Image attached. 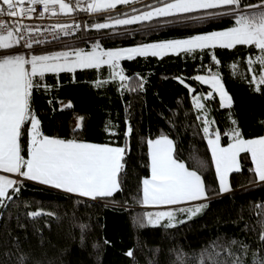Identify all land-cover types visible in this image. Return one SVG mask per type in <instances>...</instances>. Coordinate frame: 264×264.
I'll return each mask as SVG.
<instances>
[{"label": "trees", "instance_id": "1", "mask_svg": "<svg viewBox=\"0 0 264 264\" xmlns=\"http://www.w3.org/2000/svg\"><path fill=\"white\" fill-rule=\"evenodd\" d=\"M172 1L153 0L92 15L88 5L94 0H64L72 9L68 16L81 19L78 42L33 53L89 50L91 43L115 50L227 31L236 26L241 12L224 6L95 28ZM241 2L257 5L264 0ZM260 55L254 46H217L122 60L124 80L108 67L34 77V84L41 86L31 91L30 110L41 132L66 141L126 147L124 169L119 190L95 201L18 181V192L13 189L4 202L0 198V264H264V182L259 183L252 157L245 152L240 155L241 170L230 175L231 193L224 195L204 132L207 126L210 136L218 132L223 146H229L237 130L245 140L264 137V84H258L264 65L256 62ZM201 75L220 78L230 105L195 79ZM195 98L200 109L194 106ZM62 101L71 107L62 109ZM76 116L83 117L82 126L72 130ZM21 131L27 159L31 124L26 122ZM162 137L173 142L174 157L201 176L208 201L194 215L186 210L196 205L175 209L174 219L153 226L140 209L142 181L151 175L147 141ZM37 212L40 215L34 216Z\"/></svg>", "mask_w": 264, "mask_h": 264}, {"label": "snow or ice", "instance_id": "2", "mask_svg": "<svg viewBox=\"0 0 264 264\" xmlns=\"http://www.w3.org/2000/svg\"><path fill=\"white\" fill-rule=\"evenodd\" d=\"M129 0H115V2H96L89 4L92 11L115 7V3H128ZM43 4L48 11L50 5L58 4L61 11H71V7L64 0H0V15L9 17H24L35 11L25 4ZM223 6L231 7L232 11L243 7L260 8L261 11L251 14H238L236 26L227 31H215L210 34L194 35L185 39H174L160 43L147 44L141 47L121 49L117 51L91 53L77 52L76 60L68 62V53L55 55H33L30 60L24 55H5L0 59V170L15 173L27 180L62 189L68 193L80 196L96 197L111 196L119 190V176L124 169L126 147H111L75 140L50 138L44 135L39 127L40 121L30 110L31 91L34 87L33 78L43 77L46 72L59 73L74 72L77 68H98L101 64H109L115 68L120 59H133L135 56L163 57L169 53L193 52L197 49L234 48L237 45L254 46L260 49L261 55L256 62L264 65V3L258 5H242L241 0H173L162 7L144 13L131 19L118 20L117 24H131L137 20H150L153 17H167L179 13H193L201 9H217ZM203 19V17H192ZM21 27H23L21 25ZM97 28L109 27L107 24H97ZM0 28H8L6 22L0 21ZM18 29H10L6 35H0V49H11L19 43L16 37ZM31 47V44L27 45ZM106 57L107 59H104ZM64 63H59L61 59ZM215 59V57H213ZM219 63V61H216ZM252 63L251 58L249 64ZM31 65L30 71L25 67ZM121 80L125 77L117 73ZM195 79L204 83L211 82L220 93L225 106L230 105L231 97L227 96L220 79L213 76L211 81L202 76ZM256 79V77H253ZM181 83L183 81L181 80ZM258 84H264V75L258 79ZM259 91V87H257ZM197 100V107H202ZM71 107V105H67ZM82 126L83 117L79 118ZM26 122L31 124L30 145L25 158L22 155L21 135ZM209 129L205 127L204 132ZM132 128H127V135H131ZM236 140L226 148L219 146V133L215 140H209L212 154L215 158L216 171L219 175L222 191H228V173L239 170L237 157L241 152L251 153L255 162V172L259 180L264 181V138L245 140L239 131L232 133ZM151 152V175L142 181V202L145 205H175L185 201L206 198L204 182L195 170H190L185 163L178 161L174 153V145L167 137L148 140ZM18 181L0 176V198L8 197L9 189L19 191ZM19 183H22L20 181ZM206 205L186 211L198 213ZM182 211H185L182 209ZM40 215L39 212L33 213ZM148 213V222L158 224L162 219H174L173 212ZM171 226V225H169ZM264 238V237H262ZM233 243H236L233 241ZM127 255L131 256L129 251ZM23 259V258H22ZM203 264V262H201Z\"/></svg>", "mask_w": 264, "mask_h": 264}, {"label": "built area", "instance_id": "3", "mask_svg": "<svg viewBox=\"0 0 264 264\" xmlns=\"http://www.w3.org/2000/svg\"><path fill=\"white\" fill-rule=\"evenodd\" d=\"M25 7H33L35 11L22 18L0 15V21L8 25V28H0V35H6L10 29H18L16 37L25 53L64 47L78 42L76 37L81 30L79 17L64 14L58 4L50 5L48 11H45L44 5L39 3L25 4ZM251 10L261 11L262 9L254 7ZM28 44H31V47H28Z\"/></svg>", "mask_w": 264, "mask_h": 264}, {"label": "rangeland", "instance_id": "4", "mask_svg": "<svg viewBox=\"0 0 264 264\" xmlns=\"http://www.w3.org/2000/svg\"><path fill=\"white\" fill-rule=\"evenodd\" d=\"M173 2V1H172ZM163 5H161V6H158V7H162ZM158 7H156V8H158ZM155 9V8H154ZM154 9H152V10H154ZM152 10H150V11H152ZM203 9H201V10H198V11H202ZM209 10V9H208ZM198 11H196V12H198ZM68 12L69 11H63V13L64 14H68ZM255 13V12H258V11H252L251 10V8H247V9H245V10H242L241 12H238V14H249V13ZM179 14H185V13H179ZM179 14H176V15H179ZM143 14H141V15H136V16H131V17H129V18H127V19H131V18H133V17H138V16H142ZM173 16H175V15H173ZM167 17H169V16H167ZM158 18H163V17H153L152 19H150V20H153V19H158ZM123 20H125V19H123ZM150 20H137L136 22H134V23H131V24H135V23H140V22H143V21H150ZM107 25H111V26H109V27H112L114 24H117V23H106ZM118 25V24H117ZM109 27H106V28H109ZM96 29H99V30H101V29H106V28H97V27H95ZM137 47H141V46H137ZM130 48H135V47H130ZM123 49H129V48H123ZM96 51V52H106V51H117V50H121V49H115V50H106V49H103L98 43H91V48L89 49V50H86V49H83V48H66V49H59V50H47V51H44V52H40V53H33L34 51H32V52H29V53H26V54H23L24 55V57H25V59H28V60H30L31 59V57L33 56V55H55V54H58V53H68L69 54V56L67 57V60H68V62H73V61H75L76 60V53L77 52H82V53H91V52H93V51ZM169 54H172V53H169ZM174 54V53H173ZM135 57H138V56H135ZM134 57V58H135ZM104 59H107L106 57H104ZM125 59H127V58H124V59H120V60H118V61H116V67L115 68H113L111 65H109V64H101L100 65V67H98L99 69L100 68H103V67H108L110 70H111V72H113L115 75H117V73H122V71H121V68H120V62L122 61V60H125ZM59 63H64L65 61H64V59L62 58L60 61H58ZM29 71H30V69H31V65L29 64L28 65V68H27ZM78 69H81V68H77L76 70H78ZM63 72V71H62ZM50 73H53V72H46L45 74H50ZM60 73V72H59ZM123 75V74H122ZM118 77H120L119 75H117ZM202 77H205L206 79H208L209 81H211V79H212V77L213 76H203V75H201ZM220 79V78H219ZM203 85H206V86H209L211 89H212V91L213 92H215V93H217L218 94V96L220 97V99H221V96H220V93L216 90V88H214L213 87V84L211 83V82H209V83H204V82H202L201 80H199ZM220 82L222 83V81L220 80ZM223 85V84H222ZM223 88H224V86H223ZM224 90H225V88H224ZM213 92H210L208 95H207V98H210L212 95H213ZM225 92H226V90H225ZM227 96H228V94H227ZM221 102H222V104L223 105H225V102L224 101H222V99H221ZM62 103V108L64 109V108H66V107H68L67 105L69 104L68 102H61ZM200 103V102H199ZM231 103V102H230ZM194 106H195V108H197V109H200L201 107H197V100H196V98L194 99ZM79 118H81L80 116H76L75 117V119L73 120V124H72V128H73V130H76V129H79L80 127H78V124H80L81 122H80V119ZM207 128L209 129V126H207ZM216 133L217 132H215L214 133V136H210V133H209V131L207 132V143H208V146H209V149H210V151H211V154H212V146L209 144V140H215L216 139ZM30 134H31V131H30ZM31 136V135H30ZM240 138V137H239ZM264 138V137H263ZM169 139V138H168ZM170 140V139H169ZM235 140H236V137H234V138H232V142L229 144V145H231V144H233L234 142H235ZM219 146L221 147V148H226V147H228V146H223L222 144H221V142H220V139H219ZM150 152H151V149L149 150V160H150V165H151V156H150ZM243 153H245V152H241V153H239V155H238V157H237V161H238V165H239V170L238 171H240L241 170V162H240V155L241 154H243ZM249 153V152H248ZM250 155H251V153H250ZM212 157H213V154H212ZM213 161H214V165H215V170H216V163H215V158L213 157ZM253 161V160H252ZM254 164V163H253ZM256 167V165L254 166V168ZM150 169H151V167H150ZM233 172H237V170H233V171H231V172H229L228 173V177H227V182H228V185H229V189L231 188V183H230V175H231V173H233ZM216 173H217V171H216ZM14 174L15 173H6V172H4L3 170H0V176H5V177H7V178H10V179H13V180H16V178H17V176H14ZM257 174V173H256ZM19 176V175H18ZM217 177H218V181H219V185H220V180H219V175H218V173H217ZM21 178V177H20ZM23 180V179H22ZM220 190H222L221 189V186H220ZM116 192V191H115ZM114 192V193H115ZM113 193V194H114ZM66 194H70V195H72V196H75V197H78V198H81V199H85V200H89V199H91V197H84V196H80L79 194H77V193H68V192H66ZM112 194V195H113ZM104 197H109V196H104ZM96 198H103V197H100V196H98V197H96ZM95 198V199H96ZM2 199H4V198H2ZM204 199V198H203ZM203 199H200V200H193V201H185V202H182V203H179V204H175V205H145V204H143V206H145L146 208H140V209H143L144 211H146V216H147V219H148V213H152L153 214V216H152V218H153V220H155V214L156 213H159V212H175V209H183V208H186V207H189V206H197V207H200L201 206V204L202 203H204V201H202ZM95 201V200H94ZM195 202V203H194ZM190 203H193V204H190ZM189 204V205H188ZM183 205V206H182ZM196 207V208H197ZM192 213V212H191ZM190 213V214H191ZM192 215H194V214H192ZM165 220H168L167 218H165V219H162L158 224H151V225H153V226H156V225H160L161 223H163ZM149 223V222H148ZM150 224V223H149Z\"/></svg>", "mask_w": 264, "mask_h": 264}, {"label": "crops", "instance_id": "5", "mask_svg": "<svg viewBox=\"0 0 264 264\" xmlns=\"http://www.w3.org/2000/svg\"><path fill=\"white\" fill-rule=\"evenodd\" d=\"M150 1H153V0H129V2L128 3H115V7H113V8H107V9H100V10H97V11H92L91 10V13H92V15H94V14H110V13H113V12H117L118 11V8H120V7H126V8H130V7H133V6H137V5H140V4H143V3H146V2H150ZM96 2H115V0H94V2L93 3H96ZM27 4V3H26ZM224 7V6H223ZM221 8V7H220ZM204 10H208V9H203L202 11H204ZM72 13V10L71 11H69L68 12V14L67 15H70ZM116 23V22H115ZM114 25H117V24H114ZM119 25V24H118ZM109 26H111L110 24H109ZM15 46H20L19 45V43L18 44H15L13 47H15ZM12 47V48H13ZM11 48V49H12ZM11 49H0V59H3L4 58V56L5 55H23V54H26L25 52H24V50L23 49H20V50H11ZM173 54V53H172ZM28 60V59H27ZM26 68H28V65H26L25 66ZM199 81V80H198ZM200 82V81H199ZM201 83V82H200ZM62 102H64V101H62ZM65 102H68V101H65ZM69 104H70V102H68ZM68 104V105H69ZM71 105V104H70ZM60 106H62V103L60 102ZM62 108V107H61ZM66 108H69V107H66ZM66 108H64V109H66ZM63 109V108H62ZM72 124H73V122H72ZM72 124H71V129L73 130V128H72ZM160 139V138H159ZM149 150H150V146H149ZM253 163H254V166H255V162L253 161ZM151 170V169H150ZM14 176H18L17 174H14ZM24 181H28V182H31V183H34V184H38V185H41V186H44V187H48V188H51V189H54V190H57V191H59V192H62V193H65L66 194V191H64V190H62V189H57V188H54V187H51V186H49V185H44V184H40V183H38V182H36V181H31V180H27L26 178H24V177H22V176H20ZM257 178H258V181H259V183H263L264 181H261V180H259V177H258V174H257ZM13 189H9V193H8V195L10 194V192L12 191ZM221 192L225 195V194H229V193H231V188L228 190V191H222L221 190ZM70 195V194H69ZM6 198L7 197H4V199H3V202H4V200H6ZM96 199H98V198H96ZM96 199H93V198H91V199H89L90 201H94V200H96ZM88 200V199H87ZM202 201H204V203L205 202H207L208 201V199H207V197L206 198H204ZM195 203V202H194ZM190 204H193V203H190ZM189 205V204H188ZM183 206V205H182ZM143 209L144 208H146L145 206H143L142 207Z\"/></svg>", "mask_w": 264, "mask_h": 264}, {"label": "bare ground", "instance_id": "6", "mask_svg": "<svg viewBox=\"0 0 264 264\" xmlns=\"http://www.w3.org/2000/svg\"><path fill=\"white\" fill-rule=\"evenodd\" d=\"M21 180H22V178H20V176H17L16 181H21Z\"/></svg>", "mask_w": 264, "mask_h": 264}]
</instances>
